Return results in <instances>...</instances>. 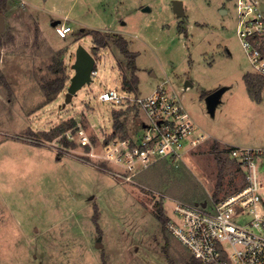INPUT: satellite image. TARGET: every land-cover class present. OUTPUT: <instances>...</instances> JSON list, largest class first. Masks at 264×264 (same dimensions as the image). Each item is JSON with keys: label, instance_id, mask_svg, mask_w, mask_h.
<instances>
[{"label": "rangeland", "instance_id": "rangeland-1", "mask_svg": "<svg viewBox=\"0 0 264 264\" xmlns=\"http://www.w3.org/2000/svg\"><path fill=\"white\" fill-rule=\"evenodd\" d=\"M20 1L3 10L0 34V264H185L194 256L168 220L175 217V199L214 200L220 166L214 139L178 162H156L134 181L120 179L111 171L116 166L99 157L101 140L112 131L129 134L146 115L99 94L125 93L127 60L115 44L122 35L138 53L140 80L132 96L165 83L199 130L222 147H263L262 76L237 33L235 0H182L184 17L176 15L174 0ZM258 2L264 14V0ZM67 25L71 31L64 33ZM92 31L105 35L106 45L96 48ZM79 44L95 56L98 76L66 103ZM64 71L65 87L47 102L44 83ZM224 85L229 88L213 116L204 93ZM116 110L127 112L124 130L114 129ZM72 119L77 123L59 133ZM78 125L92 146L66 137ZM222 157L221 198L241 187L247 172L226 152ZM258 169L264 181V162Z\"/></svg>", "mask_w": 264, "mask_h": 264}, {"label": "built area", "instance_id": "built-area-1", "mask_svg": "<svg viewBox=\"0 0 264 264\" xmlns=\"http://www.w3.org/2000/svg\"><path fill=\"white\" fill-rule=\"evenodd\" d=\"M235 9L242 45L254 72L264 78V14L259 2L236 0ZM70 31L69 25L63 28L64 33ZM91 76H98L96 68ZM124 91L108 89L99 94L102 101L134 107L146 115L129 134L112 131L101 140L99 157L116 166L111 171L120 179L132 181L158 161L178 162L191 150L216 140L199 130L178 93L169 92L165 83L144 96L134 97L127 88ZM65 134L83 146H92L81 125ZM228 148L230 157L247 170L244 185L219 201H206L205 206L203 201L175 199V217L168 220V228L202 264H264V181L258 169L264 162V146Z\"/></svg>", "mask_w": 264, "mask_h": 264}, {"label": "trees", "instance_id": "trees-1", "mask_svg": "<svg viewBox=\"0 0 264 264\" xmlns=\"http://www.w3.org/2000/svg\"><path fill=\"white\" fill-rule=\"evenodd\" d=\"M9 2H10V0H0V11L6 10L9 7ZM92 33H93L92 36L94 37V41L96 44L95 45L96 48L99 46L106 45L105 35H102L101 33L97 32V31H92ZM115 44L118 46L119 50L126 57V60H127L126 61L127 62L126 67L128 69L129 75H126L123 78L124 86H125V88H127L133 92H136L137 88H138L139 80H140L138 73H137V71L139 69L138 65H137L138 53L133 52L128 48V42L122 35L116 36ZM68 78H69V76L64 71L63 75L57 77L54 80H49L46 83H44L43 86L46 89L47 102L52 101L55 98V95L63 90V88L65 87V83H66ZM246 82L248 85V90H249L250 94H252L254 85L250 81L249 77L246 78ZM257 86H258L259 90H261L264 87V78L263 77L262 78L258 77ZM208 93L209 92H206V93H204V95L207 96ZM125 113H127V112H125L124 110H116V113H115L116 119L114 121L115 122L114 123V129L115 130H124L125 129L126 120L121 119V116L124 115ZM76 123H77L76 120L72 119L71 123L68 127L60 126L57 128V130L59 133H63V132H65L66 129L75 125ZM45 134L47 135V133H45ZM213 150L216 153L217 161L220 163L219 172L217 175V182H216L214 193H213V198L215 201H219L220 199L223 198V197L221 198L220 193L223 190L224 178H225V171H224V167L222 166V162L224 159L222 157V154H223V152H226L227 154H229L228 153L229 148L228 147H222L220 141L214 140L213 141ZM239 188H236L233 192L237 191ZM158 218L162 222L167 221V217L165 215L162 203H158ZM185 264H202V262L196 257H191L188 259V261Z\"/></svg>", "mask_w": 264, "mask_h": 264}, {"label": "water", "instance_id": "water-1", "mask_svg": "<svg viewBox=\"0 0 264 264\" xmlns=\"http://www.w3.org/2000/svg\"><path fill=\"white\" fill-rule=\"evenodd\" d=\"M173 8L178 17L185 15V9L182 0H174ZM147 9V8H146ZM58 21H54L53 24H57ZM6 29V17L3 11H0V34ZM96 58L95 56L82 44H79L76 49V59L72 65L75 70L74 75L70 79V84L66 93V103L70 102L75 94L87 83L92 82L93 78L91 73L95 68ZM188 85V84H187ZM229 86H221L211 91L206 96V103L208 111L211 115H215L217 106L222 101V96ZM202 205H206V201L202 202Z\"/></svg>", "mask_w": 264, "mask_h": 264}, {"label": "crops", "instance_id": "crops-1", "mask_svg": "<svg viewBox=\"0 0 264 264\" xmlns=\"http://www.w3.org/2000/svg\"><path fill=\"white\" fill-rule=\"evenodd\" d=\"M236 1V0H235ZM21 3H24L23 0L20 1ZM184 5V3H183ZM234 8H235V3H234ZM235 12H236V9H235ZM184 17V16H183Z\"/></svg>", "mask_w": 264, "mask_h": 264}]
</instances>
